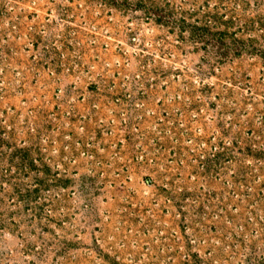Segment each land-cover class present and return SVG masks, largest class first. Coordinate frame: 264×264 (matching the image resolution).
Returning <instances> with one entry per match:
<instances>
[{
    "label": "rangeland",
    "instance_id": "374dc122",
    "mask_svg": "<svg viewBox=\"0 0 264 264\" xmlns=\"http://www.w3.org/2000/svg\"><path fill=\"white\" fill-rule=\"evenodd\" d=\"M0 264H264V0H0Z\"/></svg>",
    "mask_w": 264,
    "mask_h": 264
}]
</instances>
